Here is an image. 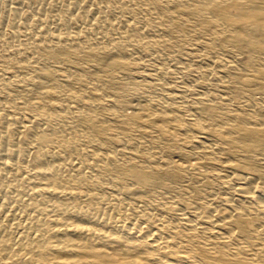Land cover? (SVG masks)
Here are the masks:
<instances>
[{
  "label": "bare ground",
  "instance_id": "6f19581e",
  "mask_svg": "<svg viewBox=\"0 0 264 264\" xmlns=\"http://www.w3.org/2000/svg\"><path fill=\"white\" fill-rule=\"evenodd\" d=\"M16 1L0 17V28L12 26L0 32V97L8 93L0 99V190L9 192L0 197V264H264V201L253 194L249 202L227 198L219 209L218 193L200 197L177 173H199L192 181L204 187L208 177L200 173L216 165L203 157L223 154L229 175L221 183L232 193L264 188V167L251 161L264 165V71L253 62L264 56V0ZM186 18L238 52L232 93L239 98L240 87H254L245 117L228 124L209 105L215 94L199 86L188 106L171 93L154 102L131 97L142 87L168 92L160 79L135 80L126 59L151 50L160 64L170 61L167 50ZM220 30L230 33L219 37ZM50 62L60 67L48 69ZM158 67L148 76L164 77L168 71ZM122 78L130 83L121 85ZM62 91L83 106L75 125L64 121L76 107L60 100ZM56 122L67 125L63 134ZM226 124L234 136L219 131ZM78 129L103 149L87 147ZM176 134L189 147L201 146V160L166 156L180 147L167 144ZM97 172L104 179L95 180ZM180 180L187 185L174 190Z\"/></svg>",
  "mask_w": 264,
  "mask_h": 264
},
{
  "label": "rangeland",
  "instance_id": "374dc122",
  "mask_svg": "<svg viewBox=\"0 0 264 264\" xmlns=\"http://www.w3.org/2000/svg\"><path fill=\"white\" fill-rule=\"evenodd\" d=\"M14 1L15 0H0V17L4 16L8 12V9H9L8 6ZM38 2H40V0H25V4H26L25 6L29 7L34 4H39ZM58 5L61 9L70 8L68 2H59ZM75 11H72V14H75ZM51 15L52 13L51 14L49 13L47 14V17L49 18L51 17ZM142 15H146V14H142ZM82 23L83 21L79 23L76 22L74 25H72V27H70L69 30L77 31V29L82 27ZM11 29H12L11 23H7V24H4V26L0 28V32L2 34H8L11 31ZM183 29L184 31H182L181 33L175 32L176 37L173 39L174 45L171 46V49L167 50V53H169V55H167L168 56L167 59H169L170 61L166 60V62H168L167 64L166 62H162L163 64L165 63L164 64L165 67L162 63L160 64L158 61H155V59L153 58L155 56V53H153L151 50H143V51L136 50L135 52L132 53L133 54L132 57L136 59L135 61L132 60L133 59L132 57L129 59H126V64L128 65V67L131 70L134 69V71H132V76L134 77L135 80L153 83V82H156L157 79L158 80L160 79V81H157V82H161L162 80V82L165 83L167 90H168V92L153 94V92L150 91L149 89L142 87L141 89H138V91L134 90L135 93L134 92L131 93V97L136 96V98L134 99L135 101H138V102H140L141 100L142 101L144 100L147 102H154L156 100H159V98L165 99V98H169L170 96H173V97L175 96L176 98L175 102L177 103V105L179 104L181 106H185V105L188 106L190 101H192L193 99L191 95L192 90H196V88H198L197 86H199L201 87L200 88L201 92H203L204 94H215L216 97H214V100L209 105L216 108L218 113L225 115L226 116L225 121L228 124L230 123V120L232 117H235L236 119L245 117V115L249 113L248 108L245 107L247 102L249 101L248 95H249L250 90L254 89V87H251V86L240 87L239 98H237L232 93V88L235 86V83L232 78L234 77L236 73L239 72V67L237 65V62L240 56L238 52H236L234 49L230 47L221 45L219 41L212 40L210 36L208 35V33L201 30L196 25L195 21L190 18L188 19L186 18V23ZM229 33L230 32L227 30H220L219 37L223 35H227ZM86 36L90 37L91 33L87 32ZM2 51H3L2 53H4L5 55L7 54L9 55L11 48L3 47ZM58 51L62 52L63 49L62 50L59 49ZM145 51L148 52L149 54L148 53L147 55L146 53L144 54L143 52ZM114 54H115L114 52L109 53V55L111 56H113ZM150 54H152L153 56L152 55L150 56ZM148 55H149V58H148ZM152 60L154 61L152 62ZM253 62H255L256 64L258 63L260 65L262 64L260 68L264 71V65H263L264 56H259L253 59ZM147 63L149 67L146 66ZM135 65L140 66V67L138 66L139 67L138 70H135L136 69L135 67H137ZM158 66H162L166 70V72L168 71L167 74L161 78L158 76L156 78L149 77L148 73L154 74V72L159 68ZM46 67L51 70H56L60 67V64L57 62H50L47 64ZM145 67L147 69H145ZM83 76L84 75L82 73L76 74V77L78 79H83ZM120 81H121L120 82L121 85H126L130 83V80H128L127 78L125 79L122 78ZM168 93H171V95L168 96L169 95ZM7 94H4V95L7 96ZM4 95H1L0 99L1 101L5 102L7 97ZM255 96L258 99L260 98L259 95H255ZM3 97H5V99ZM60 97H61L60 100L63 103L76 107V112H74L72 116L64 120L69 125H75L78 120L77 116L83 110V106L81 105V102L69 99L65 91H62L60 93ZM19 101L23 103L22 100H19ZM184 103L185 105H183ZM98 115L111 118V115L108 111L104 112V111L98 110ZM58 123L59 122H56V125H55L56 126L55 128H57L56 131L59 134H63V132H65L66 130L67 125L65 127V124L61 125ZM228 124L224 125V128L222 130L220 129L219 131H221L222 133V131L229 130L228 133L226 134L234 136L231 133L230 128L227 127ZM107 128H108L107 132L115 131V127L109 126ZM58 130L62 132L60 133ZM78 130L79 131L74 132V134L76 136L78 135L85 136L87 138V142H83V143L87 147H90L96 150L103 149L102 142L97 137H95L90 131L81 130V129H78ZM134 131L142 132V130H139V129H134ZM177 135H180L182 139L179 140L181 137ZM184 137L185 136L182 134H176L175 137H172V139L174 138L176 139V141L173 139L172 140L173 142L172 141H169L168 143L162 142L163 144L172 143L171 145H176L177 143L180 144V147L172 148L171 150H169L166 156L168 158H172L173 160L179 161V162H182L185 160L197 162V160H201L200 158L202 157L197 155L198 152L201 150V146L197 144V145H194L196 148L193 146L189 147L190 144L188 143L187 139L186 140L184 139ZM127 141L128 140L124 141V143ZM208 144L210 146L213 145L212 142ZM70 158H71L70 159L71 161L74 158V156L70 155ZM203 158L205 160L211 161L212 163L216 165L214 169L207 170L204 173H200V174H207L208 183L206 184V186L201 187L200 184L194 182L195 180L192 181V179H195L197 175H199V173L197 172H190V173L177 172L178 174L186 177L185 180L187 182L188 181L190 182V184L189 182L187 184L189 186L191 185V187L194 188L198 196L200 197L205 196V194H207L208 191L210 190L215 191L216 193L219 194V195L217 194L219 201L218 199L216 201L217 203L216 206L219 209L225 206V203H226L225 201L228 199H230L229 201H232V202L234 201L249 202L247 199H249L251 196L254 195L264 201V190H263L264 188L262 187L256 188V190H253L251 194L238 195V194L232 193L229 190L228 186L226 185L224 186V184L221 183L224 180L223 176L229 175V173L222 168L223 166H226L228 164L227 158L223 156V154H212V155H208ZM234 161L242 162L243 159L236 157ZM251 161L252 163H256L257 165L264 167V165L261 164L260 162H257L255 158H252ZM94 179L95 180L104 179V175L97 172ZM180 181H177V182L175 181L176 183L172 182L171 185H173L172 188H174V190H179L181 189V187L187 185L184 181L183 182L185 184L182 181L181 182ZM8 194L9 192L7 190H4V189L0 190V197H4V195H8ZM97 201L94 202V205L96 206L103 205L101 200H99L98 203ZM115 205L116 203H112V207H114ZM165 205H168V204H165ZM248 205L251 206L250 203Z\"/></svg>",
  "mask_w": 264,
  "mask_h": 264
}]
</instances>
